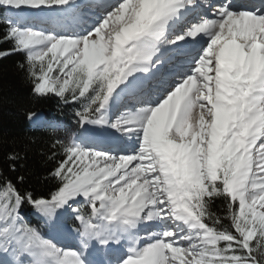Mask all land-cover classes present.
Segmentation results:
<instances>
[{
  "label": "snow or ice",
  "instance_id": "6c2138e0",
  "mask_svg": "<svg viewBox=\"0 0 264 264\" xmlns=\"http://www.w3.org/2000/svg\"><path fill=\"white\" fill-rule=\"evenodd\" d=\"M0 18V59L81 109L45 190L0 173V264H264V0H0Z\"/></svg>",
  "mask_w": 264,
  "mask_h": 264
},
{
  "label": "trees",
  "instance_id": "16d2710c",
  "mask_svg": "<svg viewBox=\"0 0 264 264\" xmlns=\"http://www.w3.org/2000/svg\"><path fill=\"white\" fill-rule=\"evenodd\" d=\"M4 24L0 18V35L5 30ZM9 48L10 43L0 42V51ZM22 63H25L23 53L0 59V173L9 179L23 176L24 187L43 191L48 186L46 177L54 164L49 158L52 144L56 139L71 143L77 136L80 124L75 112L81 109L80 105L64 104L55 95L34 96L25 70L18 67ZM30 111L44 114L61 128L32 129L26 118ZM10 153L18 154V159L9 160ZM224 209L223 201L218 199L210 210L226 215Z\"/></svg>",
  "mask_w": 264,
  "mask_h": 264
},
{
  "label": "bare ground",
  "instance_id": "6f19581e",
  "mask_svg": "<svg viewBox=\"0 0 264 264\" xmlns=\"http://www.w3.org/2000/svg\"><path fill=\"white\" fill-rule=\"evenodd\" d=\"M255 2H259V0H255ZM70 23V21H65V24H69ZM42 115H44V114H42ZM97 259H102L101 257H97Z\"/></svg>",
  "mask_w": 264,
  "mask_h": 264
},
{
  "label": "rangeland",
  "instance_id": "374dc122",
  "mask_svg": "<svg viewBox=\"0 0 264 264\" xmlns=\"http://www.w3.org/2000/svg\"><path fill=\"white\" fill-rule=\"evenodd\" d=\"M198 111V110H197ZM42 227L44 228V229H46V233L48 232V229H47V227L42 223Z\"/></svg>",
  "mask_w": 264,
  "mask_h": 264
}]
</instances>
